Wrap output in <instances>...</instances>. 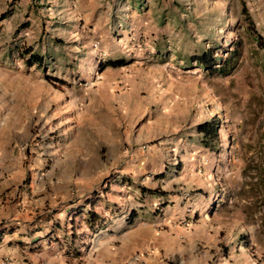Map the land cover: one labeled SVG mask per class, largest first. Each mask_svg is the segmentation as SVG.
<instances>
[{"label": "rangeland", "instance_id": "1", "mask_svg": "<svg viewBox=\"0 0 264 264\" xmlns=\"http://www.w3.org/2000/svg\"><path fill=\"white\" fill-rule=\"evenodd\" d=\"M236 45L240 60L229 76L189 60L208 49L224 58ZM16 46L44 53L41 69H25L10 55ZM120 58L124 66L99 69ZM1 68L8 72L0 73V168L13 170L0 174V230L20 228L2 236L0 264L28 258L12 253L17 240L38 260L71 249L82 256L75 264H95L87 248L102 240L98 230L76 214L72 223L47 221L62 206L47 194L76 195L79 186L77 206L91 198L103 226L128 206L156 214L163 205L192 208L193 218L206 213L199 224L218 240L214 256L236 239L264 261V0H0ZM213 116L220 125L214 153L194 131ZM138 145L150 146L147 167L123 183L121 174L139 167L125 152L141 155ZM153 179L172 197L139 202V186L152 188L145 182Z\"/></svg>", "mask_w": 264, "mask_h": 264}, {"label": "crops", "instance_id": "2", "mask_svg": "<svg viewBox=\"0 0 264 264\" xmlns=\"http://www.w3.org/2000/svg\"><path fill=\"white\" fill-rule=\"evenodd\" d=\"M29 47L30 46H28V48ZM20 49L21 48L19 46H16L14 49L10 48V55H13L14 58L17 59V61H19L25 67V69L33 67L34 65L30 67L26 66L24 64V59H20L18 57L17 53ZM36 52L44 58V53L39 51ZM39 69H41V67H39ZM7 72L8 71L3 68L0 69V73H2L1 75H5ZM2 87L11 88L12 81L5 82ZM11 127V129H13V126ZM2 133L3 128L0 127V135ZM134 150L141 151V155L135 154L134 151L125 153L132 154V164H139V167L134 166L135 168L132 169L133 172L131 171L132 174L130 176H122L121 174L120 180H122L123 183L126 182L127 179H129V183L136 182L138 180V177H140L142 174V169L147 167V163L145 161V153L150 150V146L138 145V148H135ZM0 162H2V158H0ZM0 169H2L0 171V174H3L1 172L5 170H8L10 172L13 170L12 168L7 169L6 166H2V168ZM88 176L89 174L87 172L83 173V178ZM77 181H79L80 183L84 182L82 181V177H80V180ZM149 182H151L155 186H153L152 188L148 186H143L145 188H142L139 186L140 194L139 196H137L139 202H141L142 199L146 197L150 199L152 198L153 201H161L162 199L172 197V195L166 190L155 189V183L157 182V180H147L145 183L147 184ZM79 189L80 191L76 195H73L71 193L69 195H62V192H53L47 194V198H49L50 200H55L56 198L60 197L62 200L60 202L62 206L57 210L56 213H54L53 208L50 210L49 213L51 215L47 218L49 225H51V220L53 218L55 219V217H65L70 221L74 219L75 211H72V209L75 206L78 207L77 205L79 203V200L82 199L83 193L85 192L83 186H79ZM148 192H154V194H148ZM131 202L134 204L132 200L128 201L129 204H131ZM137 206H139L138 208H140L141 205L137 204ZM164 207L165 205H163L158 211V213L160 212V214H156L154 210H137L131 206H128L125 212L121 213L122 215H120L119 218H115L108 225L102 226V228H100L102 230L98 229L97 234L102 236V240H96L94 242L91 241L90 245L87 248L90 253L96 252L94 263L168 264L169 261L170 264H264V261L257 263L254 256L249 253L248 249L250 248V243H248V241H236V239L228 240L229 249L225 255L222 254L219 257L214 256L212 251V242H218V240L211 239L210 230H208L209 226L206 227V225L201 227L202 223L199 222L203 221V219L201 220V216H205L206 213H196V217L193 218L195 212L192 208H190L189 212H187V208L182 210L181 208L176 209L175 206L173 207L174 209L169 208L168 210H165ZM18 210V208L15 209V216L18 214ZM21 210L23 209H20L19 211ZM131 210H134V212H132L134 214L133 219L131 223H127V218L129 217V213ZM102 212L107 215L110 210L105 208V210L103 209ZM169 215L172 216L170 217ZM16 226L17 227L13 228L11 232L5 231L8 229L0 230V232L5 231L2 236H9L12 233L18 232L20 227L17 224ZM115 233H118L115 240L116 243L112 244L113 242L111 236H113ZM19 241L20 240H17V242L12 247V253L16 254L19 252H23L24 255L28 253V258L25 256H19V261L17 264H19L21 259H28V264H60L57 262V260H54H59L60 258L66 260L67 264H75L76 261L82 258V256H73V251H71V249H66L65 252H61L59 256L54 255L52 258L51 253H49V255H44L40 260H38L39 255H31V253L29 252L30 247L22 246ZM22 243L26 244L27 242ZM38 243L39 245H43L41 244V242ZM27 245H29V242L27 243ZM17 246H21V248H17ZM60 246L64 247L63 244H60ZM35 247L39 248L41 246ZM16 248L17 250H15ZM51 248L52 244L50 243V241H47L45 249L48 250ZM37 250L34 252H37ZM90 256H92V254H90ZM0 257L2 256L0 255Z\"/></svg>", "mask_w": 264, "mask_h": 264}, {"label": "trees", "instance_id": "3", "mask_svg": "<svg viewBox=\"0 0 264 264\" xmlns=\"http://www.w3.org/2000/svg\"><path fill=\"white\" fill-rule=\"evenodd\" d=\"M240 11L242 14H244V19L248 21V16L245 14L243 5L241 6ZM216 53L217 51L208 49L205 51H201L195 56H191L189 60L191 62H194L198 68L207 70L208 74L211 76H229L237 68V64L240 60V49L238 45L234 46L233 49L230 50L224 58H216ZM17 55L20 59H24V64L28 67L33 65L39 67L42 66L43 57L37 52L33 51L31 48H21L18 51ZM125 64V61L121 58L116 60L107 59L100 64L99 69H104L106 67L119 68L124 66ZM58 82L62 84L61 81ZM219 130V120L216 116H213L208 120L199 122L194 126L195 133L200 137L199 142L201 147L213 153L219 150ZM148 194H154V192H148ZM94 205L95 202H93L91 198H87L81 206H75L72 211H75V217H79L88 229L95 232L98 229L102 228L103 219L101 215L95 212V210L93 209ZM133 215V213L129 215V217L127 218V223L132 222ZM73 220L74 219L71 220V223L73 222ZM5 231L0 232V239Z\"/></svg>", "mask_w": 264, "mask_h": 264}]
</instances>
